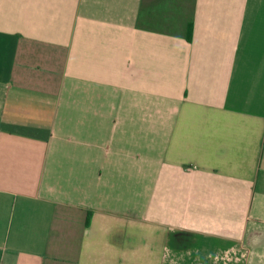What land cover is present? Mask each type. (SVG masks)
<instances>
[{
  "label": "crops",
  "instance_id": "0c3cea01",
  "mask_svg": "<svg viewBox=\"0 0 264 264\" xmlns=\"http://www.w3.org/2000/svg\"><path fill=\"white\" fill-rule=\"evenodd\" d=\"M0 264H264V0H0Z\"/></svg>",
  "mask_w": 264,
  "mask_h": 264
}]
</instances>
